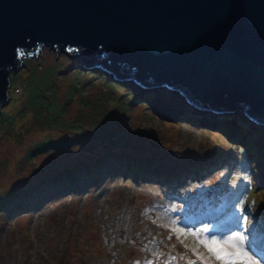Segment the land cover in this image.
I'll return each mask as SVG.
<instances>
[{"label": "rangeland", "instance_id": "obj_1", "mask_svg": "<svg viewBox=\"0 0 264 264\" xmlns=\"http://www.w3.org/2000/svg\"><path fill=\"white\" fill-rule=\"evenodd\" d=\"M104 79L46 48L10 77L0 108L7 264H218L199 241L238 232L241 212L254 225L249 247L264 257V134L226 119L225 135L216 122L225 116L187 114L172 90ZM102 121L122 127L117 141L91 138L110 133ZM47 140L76 143L26 160Z\"/></svg>", "mask_w": 264, "mask_h": 264}, {"label": "water", "instance_id": "obj_2", "mask_svg": "<svg viewBox=\"0 0 264 264\" xmlns=\"http://www.w3.org/2000/svg\"><path fill=\"white\" fill-rule=\"evenodd\" d=\"M42 48L264 134V0H0V108L10 77Z\"/></svg>", "mask_w": 264, "mask_h": 264}, {"label": "snow or ice", "instance_id": "obj_3", "mask_svg": "<svg viewBox=\"0 0 264 264\" xmlns=\"http://www.w3.org/2000/svg\"><path fill=\"white\" fill-rule=\"evenodd\" d=\"M239 219L240 227L238 232L218 235L209 230L204 233L205 239L199 242L204 247L209 258L217 261L218 264H254L256 260L260 261V264H264V257H257L249 247L251 241L249 233L254 227L251 218L241 212ZM233 236L239 237L243 248L233 243L231 239ZM229 249L232 250L229 251ZM201 264H206V262L201 261Z\"/></svg>", "mask_w": 264, "mask_h": 264}, {"label": "trees", "instance_id": "obj_4", "mask_svg": "<svg viewBox=\"0 0 264 264\" xmlns=\"http://www.w3.org/2000/svg\"><path fill=\"white\" fill-rule=\"evenodd\" d=\"M88 73H90L89 71H87ZM91 74H95V73H91ZM97 75V74H96ZM100 76V75H99ZM102 78H105L104 76H102ZM106 79V78H105ZM104 79V80H105ZM107 80V79H106ZM124 91L125 92H127L126 93V95L131 99V101H134V93H132L130 90H126V89H124ZM151 110V109H150ZM151 112H152V114L154 113L152 110H151ZM155 114V113H154ZM153 114V115H154ZM155 118L156 119H158V116L155 114ZM185 119L186 120H188L189 122H194V119H191L190 117H188V116H186L185 117ZM226 119H228V118H223V117H221V118H217L216 120V122L219 124V127L222 129L223 128V133L225 134V135H227L228 133H227V131H226V126L228 125L227 123L228 122H230L229 120H228V122L226 121ZM114 123L115 122H111V123H105V122H103L102 121V124H101V127H105L106 126V128H108L109 130H110V133L109 134H105V133H102V134H96V133H94V134H92L91 135V138H94V139H100L101 141H109V140H116L117 141V139H116V136L118 135V132L120 131V129L122 128V127H117L116 126V124L114 125ZM165 124V123H164ZM173 125V124H172ZM171 125V126H172ZM241 129V128H240ZM112 131V132H111ZM96 132H98V131H96ZM242 132V131H241ZM207 134H208V132H206ZM244 133V132H243ZM76 142H72V143H69V142H63L62 144H57V143H55L54 141H51V140H47V141H38V144H36V146H33L32 148H31V151L29 152V154L26 156V160H27V158H29V159H31V157L30 156H34V155H37V154H41V153H44L45 151H47V150H49V149H51L52 151H56V150H58L60 153H65L68 149H69V147L71 146V144H75ZM251 148H253V147H251ZM254 149V148H253ZM252 149V150H253ZM33 154V155H32ZM121 156H126V154H124V153H121L120 154ZM123 157H119V161L121 162V163H125L126 164V168H127V170L130 168H132V167H130V166H132V165H130L131 164V162H130V160L128 161V159L127 160H125L124 159V161L122 162V159ZM122 159V160H121ZM141 161H140V164H141V167H145L146 166V160H148L147 158H141L140 159ZM131 161H134V160H132L131 159ZM88 165V164H87ZM71 168V167H70ZM69 168V169H70ZM129 169V170H130ZM229 169H227V171H228ZM73 173V171H70L69 170V172L68 173H65L66 175H67V177H68V179L71 181V177H70V173ZM219 183H221V182H219ZM218 183V184H219ZM218 187H219V185H218ZM214 188H217V185L216 186H214ZM9 202V196H8V193L7 192H5V193H3L2 195H0V212H1V207H3V206H7V203ZM220 201H218V202H215V204L213 205V207L214 206H217V205H219L220 203H219ZM2 221H5L6 220V216H2ZM78 238V235H76V239ZM83 247V245H80L79 246V248H82ZM8 248V250H10V248L9 247H7ZM2 251H3V249L2 248H0V264H7V260L9 259L7 256H5V255H3L2 254ZM6 258V259H5Z\"/></svg>", "mask_w": 264, "mask_h": 264}, {"label": "bare ground", "instance_id": "obj_5", "mask_svg": "<svg viewBox=\"0 0 264 264\" xmlns=\"http://www.w3.org/2000/svg\"><path fill=\"white\" fill-rule=\"evenodd\" d=\"M233 115H235V114H233ZM224 118H228L229 120H230V122L229 123H231V121H233L234 123H236V121L234 120V119H237V118H232V117H224ZM242 122V121H241ZM244 126H246V127H248V128H251V129H253V130H255L256 132H257V127L256 126H252V125H250L249 126V124L248 123H242ZM248 124V125H247Z\"/></svg>", "mask_w": 264, "mask_h": 264}]
</instances>
